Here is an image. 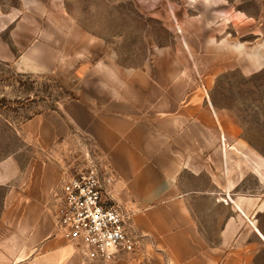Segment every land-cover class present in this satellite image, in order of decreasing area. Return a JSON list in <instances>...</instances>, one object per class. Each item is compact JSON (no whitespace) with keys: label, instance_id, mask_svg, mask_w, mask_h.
Wrapping results in <instances>:
<instances>
[{"label":"crops","instance_id":"0c3cea01","mask_svg":"<svg viewBox=\"0 0 264 264\" xmlns=\"http://www.w3.org/2000/svg\"><path fill=\"white\" fill-rule=\"evenodd\" d=\"M63 14L57 0H0V80L62 79L72 70ZM209 89L168 88L155 102L152 88L136 89L134 100L95 87L93 97L7 121L22 147L0 158V264H264V161L207 102ZM3 138L0 130V146ZM86 143L105 160L112 196L139 242L111 262L87 259L55 228L63 182ZM250 175L258 195L244 193ZM204 201L225 212L216 244L194 209Z\"/></svg>","mask_w":264,"mask_h":264},{"label":"rangeland","instance_id":"374dc122","mask_svg":"<svg viewBox=\"0 0 264 264\" xmlns=\"http://www.w3.org/2000/svg\"><path fill=\"white\" fill-rule=\"evenodd\" d=\"M57 3L71 24L64 39L71 43L72 70L62 79L7 73L0 80V158L22 147L7 121L19 124L61 103L93 97L95 87L134 100L136 89L149 94L152 88L149 97L157 102L168 88L209 86L207 102L234 120L255 159L264 161V0ZM85 150L94 151L87 143ZM26 159L21 153V163ZM257 186L250 175L244 193L258 195ZM4 194L0 187V211ZM194 209L208 242L216 244L224 210L210 201Z\"/></svg>","mask_w":264,"mask_h":264},{"label":"built area","instance_id":"2783aa9c","mask_svg":"<svg viewBox=\"0 0 264 264\" xmlns=\"http://www.w3.org/2000/svg\"><path fill=\"white\" fill-rule=\"evenodd\" d=\"M113 183L103 157L85 150L64 180L54 210L57 232L89 260L111 262L139 246L129 232L131 214L112 196Z\"/></svg>","mask_w":264,"mask_h":264},{"label":"trees","instance_id":"16d2710c","mask_svg":"<svg viewBox=\"0 0 264 264\" xmlns=\"http://www.w3.org/2000/svg\"><path fill=\"white\" fill-rule=\"evenodd\" d=\"M56 110V109H55Z\"/></svg>","mask_w":264,"mask_h":264}]
</instances>
